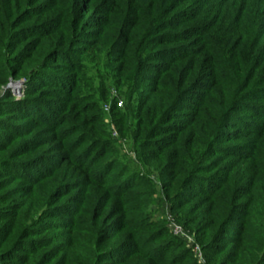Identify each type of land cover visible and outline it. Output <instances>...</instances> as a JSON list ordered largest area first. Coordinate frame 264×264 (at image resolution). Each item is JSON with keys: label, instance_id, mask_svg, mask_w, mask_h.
<instances>
[{"label": "trees", "instance_id": "trees-1", "mask_svg": "<svg viewBox=\"0 0 264 264\" xmlns=\"http://www.w3.org/2000/svg\"><path fill=\"white\" fill-rule=\"evenodd\" d=\"M3 9L10 11L15 29L31 23L33 37L51 43L55 62L72 64L87 35L115 38L116 77L147 82L138 93L136 113L140 163L154 162L170 207L183 218L193 216L196 244L212 263L264 264V232L246 234L239 205L217 193L242 170L256 186L264 180V0H0ZM41 68L14 72L11 66L0 76V86L22 76L33 84ZM48 96L49 91L28 88L21 101L4 97L0 116L24 124L4 121L0 167L13 175L22 170V178L34 185L62 175L65 187L78 189L79 205L92 191H103L90 214L92 233L84 236L103 248L101 263L185 264L183 255L170 252L178 241L168 230L149 231L144 220L131 225L135 214L130 207L149 190L146 180H136L126 169L113 171L116 163L105 156L112 150L109 142L89 134L73 138L80 132L76 125L60 130L71 123L65 117L69 100L62 107ZM202 126L219 130L212 152L197 136L187 140L191 130ZM224 143L230 145L221 160ZM217 160L224 162V173L215 171ZM3 181L0 191L8 186ZM202 191L210 194L209 206L188 211ZM108 201H113L110 206ZM28 233L19 234L11 252L0 253V264H49L44 256L14 262L28 244ZM55 264L81 262L69 258Z\"/></svg>", "mask_w": 264, "mask_h": 264}, {"label": "rangeland", "instance_id": "rangeland-1", "mask_svg": "<svg viewBox=\"0 0 264 264\" xmlns=\"http://www.w3.org/2000/svg\"><path fill=\"white\" fill-rule=\"evenodd\" d=\"M10 18L13 17L8 9L0 10V76L11 66L14 67V72H20L26 66L30 69L34 66H42V68L39 69V76L33 84L27 85V77L22 76L11 77L7 85L0 86V108L1 103L5 101L4 97L11 96L13 101L23 100L28 88L49 91L48 100L60 102L62 107L65 105L64 100H69V110L65 117L70 118L71 123L60 127V130L76 125L80 127V132L73 138L77 135L89 134L109 142L112 150L107 151L105 156L116 163L113 171L118 168L126 169L138 176L136 180L142 177L148 184L149 190L142 197L137 198L130 207L135 214L131 225L140 226V221L144 220L149 231L168 230L170 237L178 241L170 252L183 255L185 264H214L206 258L202 249V258H200L193 245L189 243V239L197 243L196 230L191 219L193 216L190 213L186 214L189 221L170 207L164 196L163 181L154 162L149 161L144 165L138 159L136 149L141 142L137 134L136 119L138 93L146 90L147 82L140 78V81L127 83L124 75L116 77L117 73L113 70L116 68V63L112 61L117 53L113 45L115 38L111 39L109 34L100 38L87 35L78 43L81 52L74 55L75 59H70L73 63L64 60L60 63L51 58V43L33 37L28 31L31 23L21 24L15 29ZM16 34H21L19 39L14 38ZM78 63L80 65L76 66ZM144 73L150 74L148 71ZM118 102H122V107L117 105ZM110 105L112 109L107 111V106ZM126 113L130 116L125 117ZM7 116H0V133L7 132L1 129L5 120L15 125L24 124L23 119L17 120L14 117L6 119ZM191 131L192 133L187 135V140L197 136V140L207 146L211 152L215 150L217 146L215 136L219 130L202 126ZM228 145L230 144L224 143L220 147L224 148ZM226 151L227 147L222 151L221 156L218 155L221 160L224 159ZM214 166H217L215 171L220 174L225 165L223 161L217 160ZM22 172V170L17 171V175H13V170L7 171L0 167L2 178L0 180L8 184L0 191V253L11 252V247L19 234L29 230V237L25 238L24 234L22 235L28 244L19 249L14 262L28 261L35 257L38 260L44 256L49 264L69 258L75 263L103 264L99 260L103 248L98 249L84 236L92 233L90 214L93 213L99 194L101 196L104 192L92 191L79 205L76 204L78 189L65 187L62 175L59 176V180H43L34 185L22 178ZM8 173L11 175L7 176ZM212 178L204 181L213 180ZM253 182L242 170L231 176L227 187L217 193L219 198L235 201L239 205L242 210L240 219L244 221L245 233L257 236L264 232V180L259 181L258 186ZM202 184L203 180L197 183L198 186ZM239 190H243L240 197ZM209 196V193L202 191L195 199L194 205L187 208L188 211L195 205L209 206ZM112 202L108 201V206ZM137 214L140 215L136 216ZM104 221L103 216L98 220L100 224ZM176 228L182 231V235L176 233ZM173 261L175 260L172 259Z\"/></svg>", "mask_w": 264, "mask_h": 264}, {"label": "built area", "instance_id": "built-area-1", "mask_svg": "<svg viewBox=\"0 0 264 264\" xmlns=\"http://www.w3.org/2000/svg\"><path fill=\"white\" fill-rule=\"evenodd\" d=\"M119 107H122V102H118L117 104ZM112 109V106H107V111H110ZM176 233L182 235V231L179 228H176ZM189 243L191 244V246L194 248V250L198 253L199 257L202 258L201 255V248L199 247V245H197L192 239H189Z\"/></svg>", "mask_w": 264, "mask_h": 264}]
</instances>
